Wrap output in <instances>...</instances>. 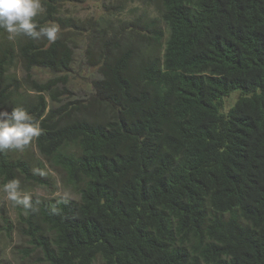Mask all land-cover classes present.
I'll return each instance as SVG.
<instances>
[{"label": "trees", "instance_id": "16d2710c", "mask_svg": "<svg viewBox=\"0 0 264 264\" xmlns=\"http://www.w3.org/2000/svg\"><path fill=\"white\" fill-rule=\"evenodd\" d=\"M89 1L97 17L67 10ZM42 2L35 20L59 38L0 41V111L39 121L36 149L78 199L19 206L28 252L40 264H264V0ZM78 39L94 71L81 97L68 88ZM13 178L49 185L41 164L2 152L0 180Z\"/></svg>", "mask_w": 264, "mask_h": 264}, {"label": "rangeland", "instance_id": "374dc122", "mask_svg": "<svg viewBox=\"0 0 264 264\" xmlns=\"http://www.w3.org/2000/svg\"><path fill=\"white\" fill-rule=\"evenodd\" d=\"M69 13L82 19L91 16L97 17L103 12L101 4L96 2H86L82 5L71 7L67 6ZM130 10V7L129 9ZM129 17V12L127 13ZM3 40H15L10 39L8 33L3 29L0 31V41ZM83 40H77V47L75 49V61L72 67V71L68 76V88L73 92V94L81 97L89 92V84L94 78V71L92 69L86 68L84 64V48ZM13 73L18 78H22L23 73L21 71V64L18 59L14 60L12 67ZM34 78L40 82H45L46 80L52 78V75L45 71L37 69L33 74ZM30 92V91H29ZM30 94H33L30 92ZM240 96V91L233 92L227 100H224V106L222 108V113H227L231 109L237 99ZM35 139V138H34ZM31 142L27 149L23 152L16 151L17 156H27L33 166L41 164L43 166L44 172L49 175V185L38 187L32 184H22V190L30 196H41L44 198H54L58 196L70 197L73 199H78V196L74 194L70 189L63 186L62 174L53 169L38 153L35 141ZM4 184L0 180V185ZM20 207L15 206L13 202L9 201L5 194L0 192V264H40L39 254L29 253L31 249L28 240L21 234V215Z\"/></svg>", "mask_w": 264, "mask_h": 264}, {"label": "clouds", "instance_id": "9594fccd", "mask_svg": "<svg viewBox=\"0 0 264 264\" xmlns=\"http://www.w3.org/2000/svg\"><path fill=\"white\" fill-rule=\"evenodd\" d=\"M44 11L42 0H0V29L8 33L10 39L46 38L49 43H55L59 38V25L55 22L39 25L35 20ZM42 131L39 121L22 107L0 111V153L25 151ZM34 172L43 174L39 169ZM0 192L15 206H21L26 211L33 209L32 198L22 190L19 179L13 178L0 185Z\"/></svg>", "mask_w": 264, "mask_h": 264}]
</instances>
